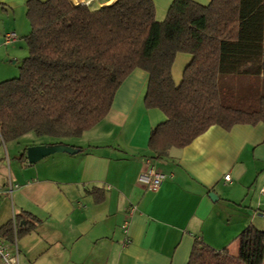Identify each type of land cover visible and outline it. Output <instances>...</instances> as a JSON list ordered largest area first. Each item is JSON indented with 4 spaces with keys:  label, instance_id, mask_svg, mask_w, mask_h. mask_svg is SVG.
I'll use <instances>...</instances> for the list:
<instances>
[{
    "label": "crops",
    "instance_id": "obj_1",
    "mask_svg": "<svg viewBox=\"0 0 264 264\" xmlns=\"http://www.w3.org/2000/svg\"><path fill=\"white\" fill-rule=\"evenodd\" d=\"M28 1L0 0V83L17 78L28 57ZM153 1L157 17H166L174 0ZM192 1L207 6L212 0ZM9 32L19 38L6 46ZM190 61L189 55L182 58L183 66ZM148 79L135 70L107 117L79 138L24 144L13 155L0 146V229L13 212L41 221L19 238L20 264H188L196 240L236 257L245 229L264 233V123L230 131L213 126L184 149L156 158L150 134L167 118L145 106ZM59 145L80 151L29 163L28 148ZM149 159L168 176L157 191L144 183ZM133 207L131 243L124 245L122 226Z\"/></svg>",
    "mask_w": 264,
    "mask_h": 264
},
{
    "label": "trees",
    "instance_id": "obj_2",
    "mask_svg": "<svg viewBox=\"0 0 264 264\" xmlns=\"http://www.w3.org/2000/svg\"><path fill=\"white\" fill-rule=\"evenodd\" d=\"M27 17L29 55L19 77L0 83L3 144L30 133L81 137L107 117L137 69L149 76L146 108L167 118L150 134L156 158L184 149L213 126L230 131L264 123V0H212L207 6L174 0L163 21L153 0L101 7L29 0ZM180 54L191 61L177 85L173 68ZM17 220L19 238L41 222L30 214ZM0 236L13 240L12 221ZM239 239L236 257L196 240L188 264H264V233L248 227Z\"/></svg>",
    "mask_w": 264,
    "mask_h": 264
},
{
    "label": "built area",
    "instance_id": "obj_3",
    "mask_svg": "<svg viewBox=\"0 0 264 264\" xmlns=\"http://www.w3.org/2000/svg\"><path fill=\"white\" fill-rule=\"evenodd\" d=\"M74 4H83L87 6H91L89 3L83 2L78 3L75 0H71ZM94 3L101 7L100 0H94ZM18 34L16 32H9L4 36V45L10 46L14 42L18 40ZM147 164V171L143 174L144 183L148 190L150 191H157L162 184L168 179V176L164 173L159 172L152 161L149 159L146 161ZM226 181L231 180V176L227 175L225 177ZM17 187V186H16ZM8 193L10 196L13 195L14 192V185L12 184L11 180L8 182L7 187ZM0 194H1V187H0ZM262 194H264V187L262 189ZM136 212V208L130 209L128 213V219L124 222L122 226V230L126 235V239L124 245H129L131 243V238L129 236V228H130V219L134 216ZM12 226H13V240L9 241L0 236V262L2 264H20V250H19V237H18V220L17 214L13 212L12 215Z\"/></svg>",
    "mask_w": 264,
    "mask_h": 264
},
{
    "label": "rangeland",
    "instance_id": "obj_4",
    "mask_svg": "<svg viewBox=\"0 0 264 264\" xmlns=\"http://www.w3.org/2000/svg\"><path fill=\"white\" fill-rule=\"evenodd\" d=\"M165 19V16H161V17H157L158 21H163ZM24 40V38L22 39ZM29 55V51L27 49V54L26 57ZM188 55L185 54H180L178 55V57L176 58L175 64H174V80L176 79L177 81V85H179L182 81L183 78V73L185 71V66H183V62H182V58H186ZM21 67V66H20ZM20 73L18 74L17 77H19ZM86 133V132H85ZM45 140H50L47 137H37L35 133H30L27 136L19 139L18 141H14V142H10L8 143V145H3L2 144V140L0 138V146L5 149L8 148L9 154L13 155V150L17 151L18 148L24 144H28V143H42Z\"/></svg>",
    "mask_w": 264,
    "mask_h": 264
},
{
    "label": "water",
    "instance_id": "obj_5",
    "mask_svg": "<svg viewBox=\"0 0 264 264\" xmlns=\"http://www.w3.org/2000/svg\"><path fill=\"white\" fill-rule=\"evenodd\" d=\"M80 150L59 145V146H51V147H31L27 150V159L30 164H35L36 162L49 157L56 153H67V154H76ZM210 198L212 200H216L217 196L214 193L210 194Z\"/></svg>",
    "mask_w": 264,
    "mask_h": 264
}]
</instances>
